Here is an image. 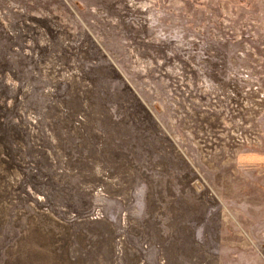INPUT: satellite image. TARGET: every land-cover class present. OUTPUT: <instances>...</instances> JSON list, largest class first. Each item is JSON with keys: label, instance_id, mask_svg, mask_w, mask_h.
Segmentation results:
<instances>
[{"label": "rangeland", "instance_id": "1", "mask_svg": "<svg viewBox=\"0 0 264 264\" xmlns=\"http://www.w3.org/2000/svg\"><path fill=\"white\" fill-rule=\"evenodd\" d=\"M0 264H264V0H0Z\"/></svg>", "mask_w": 264, "mask_h": 264}]
</instances>
